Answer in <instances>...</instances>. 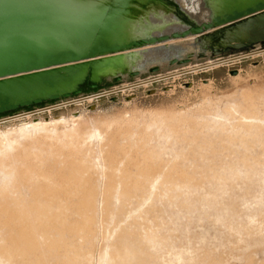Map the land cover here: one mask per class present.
Returning a JSON list of instances; mask_svg holds the SVG:
<instances>
[{"label":"rangeland","instance_id":"1","mask_svg":"<svg viewBox=\"0 0 264 264\" xmlns=\"http://www.w3.org/2000/svg\"><path fill=\"white\" fill-rule=\"evenodd\" d=\"M229 55L226 52L219 58ZM183 58H187L184 64L160 61L140 66L132 70L137 75H122L109 93L105 87L111 80L106 78L97 95L86 94L66 105L42 106L33 111L35 114L0 119V157L8 153L11 158L24 147L31 154L38 152L37 158L28 163L33 174L48 169L54 182L59 183L61 179L55 175L66 177L72 167H78L81 173L75 169L77 174L88 176L82 187L71 183L65 186L67 190L72 185L71 190L69 186L68 192L56 194L60 209L52 211L58 221L50 228L36 219L41 216V207L48 206L42 204L41 197L31 196L34 189L43 186V180H36L37 175H30L31 171L24 174L26 181L11 184L6 180L8 193L0 197V203L6 206L17 201L23 207L25 204L31 217L26 214L29 221L25 226L33 236H42H32L34 240L28 248L27 243L22 247L23 243L18 242L17 249L11 244L14 226L0 215V264H264V52L218 67L208 66V56L200 51ZM33 121L50 124L49 129L45 128L48 132H40L46 131L50 135L45 132L43 136L53 135L50 139L58 141L55 146L46 141L48 149L53 147L51 153L45 148V140L37 136L38 130L20 132V127ZM54 125L58 129L54 127L50 133ZM56 131L62 136H57ZM87 135L93 137L88 139ZM59 143L70 144L71 149ZM75 152L80 158L75 157ZM64 153L66 159H61ZM85 159L92 168L83 169ZM0 170L2 174L8 171ZM109 171L113 175L108 176ZM82 190L91 193L86 210L80 203L85 199ZM38 204L42 206L36 208ZM85 215H91L90 221ZM51 241L57 244L53 246ZM115 250L120 257L114 254ZM9 256L11 260H7Z\"/></svg>","mask_w":264,"mask_h":264},{"label":"bare ground","instance_id":"2","mask_svg":"<svg viewBox=\"0 0 264 264\" xmlns=\"http://www.w3.org/2000/svg\"><path fill=\"white\" fill-rule=\"evenodd\" d=\"M258 2L262 3V2H264V0H0V12H16V11H18V12H22V13H27V14H30L28 16V18H30V17L34 18L40 24H42V29H44L47 37H49L51 39L50 41H43L44 46L47 48V50L50 53H55V52H59L60 54H65L66 52H81L83 54L86 53L84 58L77 60V61H68L66 59H64V60L61 59L59 62L50 64L47 66H43L40 69L35 70V71L31 70V71L15 73V74H11L8 76L0 77V105H3L5 100L7 102L16 103V102H19L21 100L32 99L34 97H48L49 95H51L53 93L60 94L61 92H65V91L70 92L73 89L79 88V87L83 89V87L85 86V83H87V82L100 81L107 76L113 77L117 73L128 72V71L133 70V69H138L140 66L152 65V64H155V63L160 62V61L168 62V61L174 59L177 62H179L181 57H183L185 55L194 54V53H197L199 51L204 52L208 56V61H209L208 66H211V67H213V66L218 67L217 65H219V64L223 65L225 63H233L235 61H239V59L241 57H244V56L249 57L252 55L262 54L264 52V8L259 10V11H256L255 13H252L250 15H246V16L244 15V16L236 19V20H231V21L225 20V17L228 15H231L232 12H239V11L245 10L248 7H254V5ZM173 5H176V9L174 8ZM115 9H118L119 11L117 12ZM113 11H115L114 14H112ZM94 13L97 15L96 18L97 17L98 18L94 22H90L89 20L87 22L86 20L89 19V16L94 14ZM106 14H108L109 17L104 19V16ZM215 17H219L222 22H219V21L213 22V19ZM197 26L201 27V29H202L201 32H199V34H195V33L189 31V28H191V27L194 28ZM206 26H210V27L205 29L204 27H206ZM250 28H254L260 34V36H262L261 42L253 44V45H248L247 43H245L246 37L248 36V30ZM185 30L189 31L188 32L189 35L185 38H177V37H179V35H181V32H183ZM50 32H53V33L51 34ZM175 35H177L176 38L174 37ZM149 37H154L157 40L154 43L144 44L142 46L132 48V49H126L123 51L96 53L94 55L88 54V48H90L91 46H98L99 44H103L106 46H109L111 44L119 45L122 43L130 42L132 40H138L141 38L147 39ZM237 43L243 44L242 50L230 52L231 47ZM214 51H220V52H225V53L227 52V53H230L231 55L226 56L224 58H219V56L212 57V52H214ZM243 52L244 53L247 52L248 54H245V55L241 54ZM188 71H190V70L188 69ZM183 72H185V71L183 70ZM192 74H194V73L192 72ZM48 79H50L53 82V85L51 87L47 86L45 81H44V80H48ZM56 102H55L56 104L51 105L50 107L57 106V105H66L68 103L67 101H64V100H58ZM33 108L34 107H32V109ZM18 110L19 111L15 112V113L8 114L6 117H0V119H4V118L11 117L14 115L22 114V113L33 112V111L40 110V109H36V107H35V110L28 111V112H25L23 108L18 109ZM33 113L35 114V112H33ZM75 120L77 121V119H75ZM76 121H74V123ZM70 122L72 123V121H70ZM51 123H53V122H51ZM57 123L60 124L58 121H57ZM40 124L41 123H37V122L35 123L33 121V123H30L29 126H22L19 128V130H21L20 132H22V130L25 131V129L32 130V131H33V129H34V131L38 130L39 131L38 133L36 131L35 132L37 133V136L39 135L38 137H42L45 140V145L47 142L48 143L50 142V143H52L50 146H52L53 144L55 146V144L58 141L53 140V138L50 139V137L53 135H51L49 138H47L46 136H43L44 133L47 131V129H45V128H48V126H50V124L49 123H47L45 125L44 124L40 125ZM61 125H59V126L57 125V126L60 127ZM51 127L50 128L52 130L50 129L51 130L50 133H52V131L57 128L55 125L51 126ZM54 127H56V128L54 129ZM29 128H32V129H29ZM41 129H43V130L45 129L46 131H44V133L40 132ZM78 129L79 128H77V129L75 128V130H78ZM67 130H68V128H67ZM69 130H70V128H69ZM32 131H30V132L32 133ZM6 132H8L9 134L12 133L10 131H6ZM18 132H17V134H18ZM57 133H60V132L56 131L57 136H62V135H58ZM69 133H71V132L69 131L68 134ZM25 134H27L26 131H25ZM47 134L50 135L49 133H47ZM66 134H67V132H66ZM68 134H67V136H68ZM76 134H77V132H76ZM57 136L54 138H57ZM87 136H89V135H87ZM91 136L93 137V135H91ZM91 136H89L88 139H90ZM72 137L73 136L70 135V138H72ZM97 137H98V135H97ZM64 138H66V140H67V137H64ZM80 138H82V137L80 136ZM31 139H32V136H31ZM61 139H63V137ZM3 142H1V143L3 144ZM62 145H63V143H62ZM62 145L60 144L61 147H62ZM66 145H63V146H66ZM69 145L66 146V148L68 147L69 149H71ZM50 146H49V149H48L47 145L45 147V148H47L48 152H50V151L52 152L53 147L51 148ZM81 146H85V145H81ZM10 148H13V147H10ZM23 148L22 149L20 148V150H16V148H15V150L17 152L15 154L13 153L15 157L12 156L13 154L11 155V158L8 157V153H3L4 157H0V169H5V170L8 169V171L6 170L7 172L3 173V174L0 170V172L2 174V177H0V178H2L1 183L3 184L0 187V191H1L0 197H4L5 194L8 193L7 189H6L7 186L5 187V185H7V183L5 182L6 180H9L10 181L9 183H11V184L13 182H15L16 180L20 181L23 179V181H24V179H25V181H26L27 176H24V174H27L32 170V168L29 167L28 163H29L30 159L37 158L38 152L31 154V153H29V151L27 152V150H25ZM45 148H44V150H45ZM50 148H51V150H50ZM56 148L60 149L59 146ZM59 149H57V150H59ZM76 149L77 148H75V150ZM72 150H73V147H72ZM77 150L79 151V149H77ZM81 151L82 150L80 149V153H81ZM121 151H123V153L125 152L124 150H121ZM121 151H119V152L122 153ZM12 152H15V151H12ZM20 152H22V153H20ZM64 152H68V151H64ZM70 152L72 153V151H70ZM57 153L59 154V151H57L55 154H57ZM123 153H122V155H123ZM58 154H57V156H58ZM84 154H86V153L84 152L83 155ZM64 155H65V153L63 154V156H61L62 157L61 159H66V158H64ZM105 155H106V153H105ZM105 155H104V158H105ZM107 155L109 156V154H107ZM107 155H106V158H108ZM9 156H10V154H9ZM48 156L49 155H47V158H48ZM71 156H73V153ZM78 156H79V154H78ZM52 157H54V155ZM75 157H77V153H76ZM47 158L45 157V160ZM73 158H74V156H73ZM77 158H80V156ZM113 158H112V160H113ZM42 159H41V161L45 162ZM53 159L55 161H57L56 160L57 158L56 159L53 158ZM134 159H136V157ZM32 160H30V161H32ZM34 160H36V159H34ZM114 160L116 161V158ZM69 161H71V159ZM69 161H68V163L70 164ZM35 162H40V161H35ZM35 162L33 164H35ZM62 163L65 164V162H62ZM82 163H83V161H82ZM82 163L81 164L79 163V165H80L79 167H81ZM84 163H86V166H82V167H84L83 169L88 167L87 164H89L86 162V159H85ZM33 164L30 163V165H33ZM57 165H59V164H57ZM70 165H72V164H70ZM70 165L69 166L67 165V166L70 167ZM54 166H55V163H54ZM51 167H53V164L51 165ZM89 167L92 168L91 166H89ZM113 168H115V167H113ZM53 169H54V167H53ZM59 169L61 172L62 167ZM75 169H76V171H78V173H81L78 170V167ZM75 169H73V167H72L71 172L69 171L70 174L68 176L66 175L68 172L66 174L64 172L66 177L59 174L58 169L56 171H58L57 174H59V175L56 176L55 171L53 170L54 172H51V173H53L55 175V177L59 176V178L61 179V181H59V179L57 178L59 183H57L56 180L54 182L53 175H51L50 173L47 172L48 169L46 170V172L41 171V170H39V171L36 170L37 171V172H35L36 174L35 173L33 174L31 171L32 174H30V175H33V176L37 175V177H35V179L36 178L38 179V177H39L40 179L43 180V181L42 180H40V181L44 182L43 186H40V188H38L40 184L37 185V187H36V188H38L37 190L34 189V187H33L34 191L31 193V196L35 197V198L38 196L41 197L42 202H44V203H42V202L41 203L46 204L48 206V207H46L45 205H43V207H41L42 205L40 206L39 204L35 206L36 208H38L39 206L41 207V209L43 208L42 210L40 209L38 211V213L39 212L41 213V216H40V214L39 215L36 214L39 217H37V218L35 217V218L39 219V220H37V223H40L41 221L43 223L45 222L47 224V225H45V224L43 225L45 228H50V225L52 226L53 223L58 221L57 215L54 214L52 211V210H54V212H55V211H57L56 209H60V206H58V204H56L57 200H58V199L56 200V198H55L56 194L61 193V192H62L61 194L68 192V188L70 185L68 186L67 190H66L65 186L68 184H71V183H74L75 185H77L78 188H79V185H81L80 187H82L84 181L88 178V176H86L87 177L86 178V177L82 176L81 174H77ZM83 169H81L82 173L84 171ZM108 169H109V167H108ZM90 170L91 169L86 170V172L90 171ZM49 171H50V168H49ZM112 171H114V170L112 169L111 172ZM146 173H148V172H146ZM109 174H110V171L108 173V176H109ZM142 174H144V173H142ZM150 174H152V173H150ZM30 175H29V178H30ZM60 175L62 177H60ZM110 175H113V174H110ZM31 178H32V176H31ZM33 181H34V179H33ZM135 181H133V184ZM34 183H32V184H34ZM71 186H70V190H71ZM27 187H29V186H27ZM29 189H30V187H29ZM73 192H74V190H73ZM83 192H85V191H83ZM83 194L85 195V199L80 197V198L84 199L80 203L82 204V208L85 207V210H86V205L89 204V203L88 204L86 203L87 202L86 200L89 199L88 196H91V193H90V191H86ZM88 194H90V195H88ZM126 194H127V192H126ZM79 195H81V194H79ZM7 196H8V194H7ZM7 196H6V198H7ZM63 197H65V194ZM80 198H79V200H80ZM90 198H92V197H90ZM43 199H44V201H43ZM3 200H4V198H3ZM89 200H91V199H89ZM7 201H8V199H7ZM32 202H34V201H32ZM3 203H0L1 204L0 205V215L1 216L3 215V217L5 216L4 221L13 225L14 226L13 228L15 230L14 231L15 234L13 232L14 235L11 237V240H12L11 244H13L15 246V248H17L15 244H17L18 242L23 243L22 247H24L25 244L27 243V245H26L27 247L26 246L25 247L28 248V244H32V240H34L33 239L34 236H35V238H37L36 235L38 233H36L37 232L36 230H38V228H36V230H34V231H36L35 232L36 234L33 236V234H31L30 230L27 229V226H25L27 224V222L29 221L27 215H29V217H30V213L27 212L28 209L27 208H26L27 210L25 209L26 205L24 204L25 207H23L22 205H18L17 201H14V203L12 202V204L9 203L10 206H9V204L8 205L6 204V206H5V204H3ZM27 207H29L31 209L30 205ZM10 208H13V210H11ZM79 208H80V205H79ZM30 209H29V211L31 212ZM33 212L35 213V211H33ZM42 213H43V216H42ZM61 213H63V212H61ZM86 216H87L88 220L87 219H84V220L90 221L91 215L90 216L85 215L84 218H86ZM35 218H34V220H35ZM61 220H63V217L61 218ZM49 222H50V224H49ZM84 222H86V221H84ZM34 223L36 224V222H34ZM39 225L42 226L41 224H39ZM61 226H63V225H61ZM24 227H26V228H24ZM32 227H34V226H32ZM45 228H44V230H45ZM33 229H35V228H33ZM34 231H32V233ZM48 231H46V232H48ZM79 232H81V231H79ZM39 235H41V234H38V236ZM55 235H57V234H55ZM32 236H33V238H32ZM123 238H125V237H123ZM142 239H144V238L142 237ZM11 240H10V242H11ZM36 240H38V239H36ZM24 242H25V244H24ZM34 242H33V244H34ZM22 243H21V245H22ZM51 243H52V241H51ZM158 243H159V241H158ZM56 244L57 243H55L54 245H56ZM37 245L39 246V242ZM52 245H53V243H52ZM29 246L31 248L32 245H29ZM48 246L50 247L49 244H48ZM126 246H128V245H126ZM1 248L2 247H0V251L2 250ZM3 248H4V250L6 249L5 247H3ZM19 248H17V249H19ZM32 248H35V247L32 246ZM51 248H53V247L51 246ZM23 250H24V248H23ZM25 250L28 251L27 249H25ZM6 253H7V251H6ZM6 253H4V254H6ZM10 253L12 254V252H10ZM16 253H15V256H16ZM116 253H118V252L116 251L114 254H116ZM4 254H3V256H4ZM117 255L118 254H116V256ZM10 256H9L10 259H7V260H11ZM120 256L118 255V257H120ZM52 257H54V256H52ZM139 257H141V256H139ZM114 258H115V256H114ZM114 258L112 257V259H114ZM121 259H123V258H121ZM18 260H19V258H18ZM74 260H75V258H74ZM107 260H108V258H107ZM38 261H39V259H38ZM108 261H110V260H108ZM117 261H115V262H117ZM124 261H125V259H124ZM130 261H132V260H130ZM140 261H142V260H140ZM42 262H43V260H42ZM105 262H107V261H104V263ZM35 263H36V261H35ZM107 263L111 264V261L107 262ZM113 263H114V261H113ZM122 263H124V262H122ZM125 263H127V262H125Z\"/></svg>","mask_w":264,"mask_h":264},{"label":"water","instance_id":"3","mask_svg":"<svg viewBox=\"0 0 264 264\" xmlns=\"http://www.w3.org/2000/svg\"><path fill=\"white\" fill-rule=\"evenodd\" d=\"M176 9V5H173ZM264 8V2H258L254 7H248L245 10L239 12H232L231 15L225 17L226 21L236 20L242 16L250 15ZM117 12L118 9H115ZM174 11V10H173ZM113 11L112 14H114ZM30 14L22 12H0V77L8 76L15 73H21L31 70H38L43 66H47L56 62H59L61 59L68 61H77L84 58L86 53L81 52H66L65 54H60L59 52L50 53L47 48L44 46L43 41H50L51 39L47 37L44 29H42V24H40L34 18H28ZM96 14L89 16L88 20L94 22ZM108 14L104 16V19L108 18ZM222 22L219 17H215L213 22ZM79 25V24H78ZM210 26L204 27L209 28ZM201 27L197 26L194 28H189L190 32L199 34L201 32ZM189 31L181 32V35L176 38H185L189 34ZM51 34L53 32H50ZM157 39L154 37H149L147 39H138L132 40L127 43L122 44H111L109 46L99 44L98 46H91L88 48V54L94 55L96 53H105V52H114V51H123L126 49H132L144 44L154 43ZM262 41V36L254 29L250 28L248 30V36L246 37L245 43L248 45H253ZM243 48L242 43L234 44L231 47L230 52L240 51ZM201 52V51H200ZM204 53V52H202ZM225 52L214 51L212 52V57L221 56ZM171 62L183 64L187 62V58L180 59L179 62L176 60H170ZM135 70V69H133ZM151 71H155L152 69ZM128 74L130 76H135L138 74L137 71H128L123 73H117L113 77H105L100 81H93L85 83V86L82 88H75L72 91L61 92L60 94L53 93L48 97H34L32 99H24L19 102H7L4 101L3 105H0V117H6L10 113H15L19 111L18 109L23 108L25 112L32 111L42 107H50L51 105L56 104L58 100H64L70 102L71 99L77 97H82L84 95H97L100 92L101 81H104L106 78L111 80V82L106 84L105 90L109 93L112 90V87L118 84L121 81V76ZM46 85L51 87L53 82L48 79L44 80ZM104 92V93H106ZM56 102V103H55ZM32 107H34L32 109Z\"/></svg>","mask_w":264,"mask_h":264}]
</instances>
